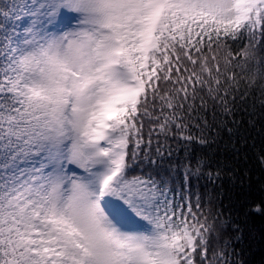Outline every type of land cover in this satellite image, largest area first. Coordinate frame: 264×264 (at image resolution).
I'll use <instances>...</instances> for the list:
<instances>
[{
	"label": "snow or ice",
	"instance_id": "obj_1",
	"mask_svg": "<svg viewBox=\"0 0 264 264\" xmlns=\"http://www.w3.org/2000/svg\"><path fill=\"white\" fill-rule=\"evenodd\" d=\"M0 264H264V0H0Z\"/></svg>",
	"mask_w": 264,
	"mask_h": 264
}]
</instances>
